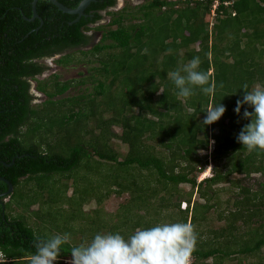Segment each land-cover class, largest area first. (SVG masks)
<instances>
[{
  "label": "trees",
  "instance_id": "obj_1",
  "mask_svg": "<svg viewBox=\"0 0 264 264\" xmlns=\"http://www.w3.org/2000/svg\"><path fill=\"white\" fill-rule=\"evenodd\" d=\"M32 1L0 0V177L12 185V192L3 201L6 198L2 194L9 187L0 180V264H30L36 253V238L54 236L36 232L23 214L14 216L10 205L17 204L15 198L25 196L22 202L29 198L33 202L46 194L45 204L50 210L46 215L51 217L53 212L52 217L64 220L63 225L58 223L57 230L71 237L62 246L58 259V264H65L63 260L71 258L73 246L90 242L98 233L99 229L93 230L97 225L107 228L105 234L119 233L127 239L142 223L139 210L156 216L155 221L152 217L146 220L148 228L162 224L161 211L173 206L170 200L180 184L197 188L205 201L191 209L188 194L190 197L183 200L187 208H177L184 215L176 219L174 213L168 214L172 223H191L195 228L198 240L192 264H227L224 261L234 255L258 256L264 247V220L256 225L252 221L263 219L264 213L248 188L239 187L244 197L233 201L235 209L225 217L231 223L223 242L203 241L198 231L206 219L203 213L211 206L207 195L212 187L227 183L233 174L264 176V152H249L237 142L242 128L250 123L243 118V112L253 109L244 105L240 115L234 111L237 100L243 99L244 84L249 91L255 83L264 88V68L257 60L264 57V0H150L138 7L107 11L109 22L95 28L92 25L103 19L100 12L114 7L115 0H95L84 10V16L72 24L76 16L62 13L48 0L36 2L40 19L29 21ZM57 1L75 8L82 0ZM212 11L215 22L208 30ZM155 13L161 22L154 21L152 26ZM137 19L142 23L125 25ZM149 27H159L165 36L158 51L154 50L153 60H148V53L142 54L143 72L136 74L127 63L120 66V61L140 55L144 47L148 49L145 41ZM93 29L104 32L101 42L88 49L93 39L89 32ZM181 49L183 56L179 55ZM67 50L74 51L63 55ZM58 55L56 64L61 66L91 62V55L100 65L89 68V74L76 82H60L57 75L45 82L36 80L37 91L47 99L40 106H31L28 78L45 70L40 60ZM195 56L202 61L201 70L217 84L214 96L197 89L188 99L180 97L168 75ZM73 83L78 87L90 83L92 91L53 99L63 95ZM155 95L157 99L153 100ZM218 103L226 108L225 114L217 122L203 125L204 111ZM150 115L156 118L149 119ZM55 116H60V122ZM111 126L121 129L117 138L127 147L121 160L106 143ZM210 127L213 133L209 135ZM41 129L53 135L51 140L38 136ZM210 139L214 140L210 152V161L215 165L213 174L197 183L196 170L201 172L207 167L208 157L197 158L196 150L206 151ZM77 170L83 171L84 176L91 172L94 179L87 183L74 180ZM142 171L147 174H138ZM67 178L73 179V185L79 183L69 197L68 186L62 182ZM29 185L33 187L28 188ZM103 189L117 196L131 195L113 224L99 218L100 208L83 211L87 198L101 203ZM21 190L26 194L21 195ZM161 192L165 194L160 195ZM153 200L159 202L154 204ZM62 204L69 208L61 217L58 212ZM21 205L27 206L26 202ZM54 206L57 209L52 211ZM129 213L134 220L127 216ZM82 219L86 223L78 224ZM89 229L93 232L87 233ZM239 230L244 234H239Z\"/></svg>",
  "mask_w": 264,
  "mask_h": 264
},
{
  "label": "rangeland",
  "instance_id": "obj_2",
  "mask_svg": "<svg viewBox=\"0 0 264 264\" xmlns=\"http://www.w3.org/2000/svg\"><path fill=\"white\" fill-rule=\"evenodd\" d=\"M147 1L150 0H123V1H119L116 3V6L114 7V9H112V12L117 11V9L122 8L124 6H128L130 8H133L135 6H139V5H143L145 4ZM122 4V7H121ZM215 8V5L213 6V9ZM214 11L211 12V16H210V22L208 24V30L210 29L209 27H212V23L215 22L214 20ZM110 15H107L105 13L103 19L99 22H97V24H93L92 27L95 28L97 27V25H106L109 20H110ZM157 20V21H156ZM155 22L160 21V16H158V14L155 13V15H152V20L150 21L151 25L153 26ZM161 22V21H160ZM142 23V21L139 19L137 20H132L131 22H125V25L128 24H134V25H138ZM159 23V22H158ZM150 31L147 33V40L145 41V43H147L146 45L148 46V49L146 47L142 48L140 55H134L132 58L130 59H123L120 61V66H122L124 63H127V67L129 68H133L134 69V73L136 72H143L142 69V65L145 62L141 56L143 53H148V60L151 59L153 60V58H155V53L154 50L157 52L158 48L161 45V40L163 39V37L165 36V33H163L162 31H159V27H149ZM104 31L101 30H91L89 33H91L90 36H94L97 35V39L100 38V36L102 37ZM95 33V34H94ZM108 43V42H107ZM92 46V45H91ZM91 46L87 47L88 49L91 48ZM193 47H195L196 50L199 49L198 45H194ZM87 48H85V50H87ZM259 48V47H258ZM190 49V47L188 48ZM182 51L179 50V55L183 56L184 55V50L181 49ZM74 50H67L63 53V55H67L72 53ZM117 53V51L115 52ZM60 57V55L57 56V58ZM90 59L92 60L91 62H82V63H72L66 66H61L59 65V67L56 65V59L54 58L53 60H49L47 65L49 66V70L46 71L45 73V78L47 76H51V75H57L58 78L57 80L62 82V81H69L71 80L72 82H76V80L80 79V77L82 75L87 76L89 74V68H91L92 66H99V62H96L93 58H96L94 56H89ZM101 57V56H100ZM260 63V66L264 68V57L262 59H257ZM188 62V61H187ZM133 71V70H132ZM212 70L209 71V73H211ZM139 74V73H136ZM141 75V73H140ZM42 78V79H45ZM256 85H260L258 83H255L251 89L253 90L254 87ZM74 86V88H73ZM73 86L71 88H69L63 95L57 96L53 99H60L62 97H66V96H75L78 94H85L86 92H90L92 84L87 83L85 85H81V86H75V83H73ZM261 86V85H260ZM262 87V86H261ZM87 88V89H86ZM263 88V87H262ZM117 91L113 94L114 96L117 95ZM161 92H158V94H160ZM38 96H42L41 98L45 99V97H43V95L41 94H37ZM158 95H155L153 97V100L157 99ZM67 110L69 111V109L67 108ZM67 110H65V112H67ZM190 112V110L188 111ZM133 113H136V110H134ZM106 117V115H105ZM149 119H155L156 117H153L152 115L148 116ZM55 118H57V120H59L60 122V116H55ZM43 129V128H42ZM40 130V133H38V136L43 135L45 139L47 140H51L52 136L50 133L47 134L45 133L44 130ZM57 129V128H56ZM212 129V130H211ZM109 131L111 134V136L108 135V139L106 141L107 145L112 147V149L118 153V159L121 160L122 157L120 156L122 153H126L127 152V147L125 144H123L117 137L118 135H120L121 133V129L119 127L116 126H111L109 128ZM215 131V130H214ZM96 134L99 133L98 130H95ZM217 132V131H216ZM210 133H213V128H209L208 130V134L210 135ZM115 135V136H113ZM199 137H202L201 134L198 135ZM57 137L54 138L53 141L56 140ZM98 141V140H97ZM99 142V141H98ZM213 145H214V140L209 141L208 144V149L205 150H200L197 149L196 150V157H202V156H207L208 157V165L207 167L203 170L204 173V177H210L213 174V168H214V163L210 161V152L213 149ZM98 160V158H96ZM106 162H103V166L102 169L104 170L107 166H106ZM110 164V163H109ZM178 170V169H176ZM201 171V172H203ZM201 172H197L196 170V182L198 183V181L202 180L201 176ZM84 172L83 171H75V173L73 174V179L81 182L83 179L84 182H90V180L92 181V179H94V176L92 175L91 172L85 173L86 175H83ZM138 174H140L141 176H145L147 174L146 171H142V172H138ZM137 175V173L135 174ZM82 177V178H80ZM72 178H67L65 180H62V182L66 183L68 188H66V195L67 197L72 195L73 192V188H77V186L79 185L78 182H74L73 185V179ZM237 182V183H236ZM234 183V184H233ZM236 183V184H235ZM33 184V183H32ZM245 187L248 188L250 190V194L254 193L255 194V203L257 204V207L264 213V197H261L262 194H264V176L260 175V174H251L249 177H245L244 175H239V174H233L232 176H230L228 178L227 183H223V184H219L217 186L212 187L211 191H208V195L207 197L209 198L208 204L211 205L210 209L206 212L203 213V217H205L206 219L200 223V229L198 232H200L199 234L201 235L202 240L204 241H209V243L211 242L212 244L214 243H218V242H223L224 240V236L228 233L229 231V224L231 223L230 220H227L225 217L227 216V213L231 210H234L235 208L232 206V203L234 200H241L244 195L241 194V191L239 189V187ZM28 188L33 187L32 185L27 186ZM178 192L175 193L172 198H171V202L170 204L173 206H169V208H164L161 211V216H162V220L163 223H172V220H170V218L168 217V214H170V216L172 215V213H174L175 218L179 219L182 215H184L183 213L179 212L178 209H182V206H184L183 204V200H187L190 196L191 199V209L193 206L197 205H203L204 204V200L200 197L199 192L197 191V188L192 189L191 185L189 184H180L177 188ZM21 195L24 194V190L20 191ZM179 193L183 194V196H181ZM26 194V193H25ZM103 195L102 201L100 204H97L96 199L95 198H87V201L84 202L83 204V211L84 212H92L95 209H101L100 212H102V214L99 216V218L104 219L105 222L108 223H115V221H117L116 216L118 215L121 210L120 208L127 204L128 199L130 198V193H123L119 196L113 194V193H106V189H103V192L101 193ZM164 192H161L160 195H164ZM188 194L190 196H188ZM249 196H252L250 195ZM165 198H169L167 195L164 196ZM23 198H25V196H22L21 198H15V201L17 204H15L14 202L11 203L10 207L12 208V214L14 216H18L20 214H23L26 217V220L28 222V224L33 227L35 229L36 232L40 233V234H48V235H57V234H61L57 228H60L59 224L63 225L64 220H62L60 217L56 216V217H52L53 215H55L53 212H51V217H48L46 215V213L50 210L47 209V205L45 204V198H46V194L43 195L41 197L40 200H34L33 202H30V198L29 199H25L23 202ZM7 200V199H5ZM26 202L27 206L25 205L24 207L21 205L22 203ZM154 204H157L159 201L158 200H153ZM194 203V204H193ZM175 205V206H174ZM178 205V207H177ZM61 209V211L58 212V214L62 217L61 214H65L66 209L69 208V206L67 204H62L59 205ZM178 208V209H177ZM54 209H57V207L54 206V208H52V211ZM190 210V208H189ZM202 210V209H200ZM56 212L58 210H55ZM71 211V210H69ZM68 211V212H69ZM119 211V212H118ZM151 211V210H150ZM149 211V212H150ZM132 212H135L132 210ZM202 213V211H201ZM91 214V213H90ZM130 214V213H129ZM138 214L143 217L142 219V223H140V226H136L135 230L140 228V229H146L148 228V224L146 222L147 219H149V217H152L155 221L156 216H154L152 213H146L145 210H139ZM128 217L132 218L133 220L135 219L134 216H132V213L130 215H127ZM137 218V217H136ZM96 219V218H95ZM263 219H257L254 218V220L252 221V223L254 225L256 224H260L261 222H263ZM53 221L55 222V225H53ZM92 221V219H91ZM59 223V224H58ZM86 223L85 220H80L78 222V224H84ZM155 223H153L154 225ZM79 225V226H80ZM87 224L84 225V227H88L86 226ZM161 225V224H159ZM89 228V227H88ZM98 233L100 232V234H105L107 232V228L104 229V227L101 229L97 227H93V230H98ZM93 230H87V233H92ZM134 230V231H135ZM239 234L243 235V231L239 230L238 231ZM133 233L130 231V234ZM233 233H235L233 231ZM78 234L76 233L75 237L78 239ZM238 234V233H237ZM238 234V235H239ZM76 240V239H75ZM77 241V240H76ZM210 243V244H211ZM228 247V245H226ZM233 245H230L229 248H232ZM225 260V259H224ZM212 261V259H209L208 262L210 263ZM224 262H226L227 264H255L256 262H259L261 264H264V247L261 249V251L259 252L258 256H251V255H234L232 256L230 259H226Z\"/></svg>",
  "mask_w": 264,
  "mask_h": 264
},
{
  "label": "clouds",
  "instance_id": "obj_3",
  "mask_svg": "<svg viewBox=\"0 0 264 264\" xmlns=\"http://www.w3.org/2000/svg\"><path fill=\"white\" fill-rule=\"evenodd\" d=\"M119 1L123 0H115L114 7ZM114 7L101 11L102 17ZM120 9L119 7L117 11ZM54 58L56 56L40 60L45 70L33 78H28L29 92L32 91L33 95L29 94L34 101L30 103L31 106H40L45 101L41 98L42 96L37 95L43 94L34 88H36V80L45 82L53 76L49 75L45 78V73L49 70L47 63ZM201 63L200 57L195 56L168 73L180 97L188 99L196 94L197 89L206 96L215 95L217 84L210 79L206 71L201 70ZM219 87L222 88L223 85ZM242 89L244 90L243 99L237 100L234 111L240 115L244 105L250 106L253 111L249 112L245 109L243 112V118L250 123L242 128L237 142L246 147L249 152L257 150L264 152V88L256 85L249 91L248 85L244 84ZM39 99L42 102L39 103ZM204 112L206 116L203 125L207 126L217 122L225 114L226 108L222 103H218L209 106ZM203 173L204 171L201 172V176ZM205 178L208 177H203L202 180ZM3 197L6 198V196ZM183 203L186 206H182V210H185L187 203L184 201ZM70 238L68 233L57 234L47 239L37 237L34 245L36 253L31 256L30 264H58L62 246L67 244ZM197 240V233L191 223H165L147 229L138 228L127 239L119 233H97L90 242L85 241L78 246H73L70 249L71 258L64 259L63 262L65 264H192V254L196 250Z\"/></svg>",
  "mask_w": 264,
  "mask_h": 264
},
{
  "label": "water",
  "instance_id": "obj_4",
  "mask_svg": "<svg viewBox=\"0 0 264 264\" xmlns=\"http://www.w3.org/2000/svg\"><path fill=\"white\" fill-rule=\"evenodd\" d=\"M38 0H33L31 3V10H32V17L29 19V21H33L34 19H40L36 13V2ZM50 1L55 7H57V9L59 11H61L62 13H66L69 15H75L76 18L70 23H76L79 21V19L84 16V10L92 3L95 2V0H82L77 7L75 8H68L65 7L64 5H62L60 2H58L57 0H48ZM1 181H5L8 184V190L7 192L3 193L2 196H7L12 192V185L5 180L4 178L0 177Z\"/></svg>",
  "mask_w": 264,
  "mask_h": 264
},
{
  "label": "flooded vegetation",
  "instance_id": "obj_5",
  "mask_svg": "<svg viewBox=\"0 0 264 264\" xmlns=\"http://www.w3.org/2000/svg\"><path fill=\"white\" fill-rule=\"evenodd\" d=\"M94 34H95V33H94ZM90 35H91V34H90ZM96 36H97V35L92 36L93 39H92V46L90 45L91 48H92L94 45H96V44H98V43L101 42V38H102V37L100 36V38L97 39ZM91 48H90V49H91ZM55 59H58L57 56H56ZM42 62H43V61H42ZM56 65H57V64H56ZM57 66L59 67V65H57ZM34 90H36V88H34ZM29 93L33 95V92H32V91H30ZM32 95H31V99H30V103H31V104L34 103V101L32 100ZM40 102H42L41 99H39V103H40Z\"/></svg>",
  "mask_w": 264,
  "mask_h": 264
},
{
  "label": "bare ground",
  "instance_id": "obj_6",
  "mask_svg": "<svg viewBox=\"0 0 264 264\" xmlns=\"http://www.w3.org/2000/svg\"><path fill=\"white\" fill-rule=\"evenodd\" d=\"M204 173H205V172H204ZM204 173L202 174L203 177H204ZM203 177H202V178H203Z\"/></svg>",
  "mask_w": 264,
  "mask_h": 264
},
{
  "label": "built area",
  "instance_id": "obj_7",
  "mask_svg": "<svg viewBox=\"0 0 264 264\" xmlns=\"http://www.w3.org/2000/svg\"><path fill=\"white\" fill-rule=\"evenodd\" d=\"M184 204V206L183 207H185L186 206V204L185 203H183Z\"/></svg>",
  "mask_w": 264,
  "mask_h": 264
}]
</instances>
